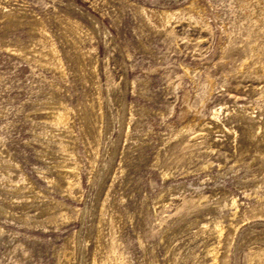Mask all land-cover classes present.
<instances>
[{"label":"rangeland","instance_id":"374dc122","mask_svg":"<svg viewBox=\"0 0 264 264\" xmlns=\"http://www.w3.org/2000/svg\"><path fill=\"white\" fill-rule=\"evenodd\" d=\"M0 264H264V0H0Z\"/></svg>","mask_w":264,"mask_h":264},{"label":"bare ground","instance_id":"6f19581e","mask_svg":"<svg viewBox=\"0 0 264 264\" xmlns=\"http://www.w3.org/2000/svg\"><path fill=\"white\" fill-rule=\"evenodd\" d=\"M59 118H60V121H63V119H64L62 116H60ZM206 227H207V224H204L202 226V228H206ZM214 229L218 232L219 235H221V233L223 231V227L220 224H215ZM216 259L217 258L214 257V260H216Z\"/></svg>","mask_w":264,"mask_h":264}]
</instances>
